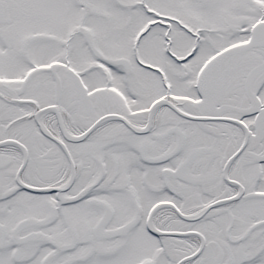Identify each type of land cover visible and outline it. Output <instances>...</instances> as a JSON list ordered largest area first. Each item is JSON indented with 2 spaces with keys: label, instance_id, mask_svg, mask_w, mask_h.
Instances as JSON below:
<instances>
[{
  "label": "snow or ice",
  "instance_id": "obj_1",
  "mask_svg": "<svg viewBox=\"0 0 264 264\" xmlns=\"http://www.w3.org/2000/svg\"><path fill=\"white\" fill-rule=\"evenodd\" d=\"M0 264H264V0H0Z\"/></svg>",
  "mask_w": 264,
  "mask_h": 264
}]
</instances>
